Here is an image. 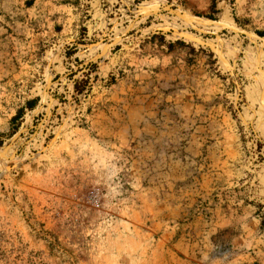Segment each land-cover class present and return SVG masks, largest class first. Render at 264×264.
Here are the masks:
<instances>
[{"label":"rangeland","instance_id":"rangeland-1","mask_svg":"<svg viewBox=\"0 0 264 264\" xmlns=\"http://www.w3.org/2000/svg\"><path fill=\"white\" fill-rule=\"evenodd\" d=\"M0 264H264V0H0Z\"/></svg>","mask_w":264,"mask_h":264},{"label":"trees","instance_id":"trees-1","mask_svg":"<svg viewBox=\"0 0 264 264\" xmlns=\"http://www.w3.org/2000/svg\"><path fill=\"white\" fill-rule=\"evenodd\" d=\"M77 90L80 92L82 90V88H78ZM35 103H36L35 99L28 100L26 102V107L29 109H32L35 106ZM21 113H22V109H19L17 114L12 117V123H14L21 116Z\"/></svg>","mask_w":264,"mask_h":264},{"label":"bare ground","instance_id":"bare-ground-1","mask_svg":"<svg viewBox=\"0 0 264 264\" xmlns=\"http://www.w3.org/2000/svg\"><path fill=\"white\" fill-rule=\"evenodd\" d=\"M180 16H181V14H180ZM182 16H183V15H182ZM182 16H181V17H182ZM184 16H185V18H187V19H188V16H186V15H184ZM184 16H183V17H184ZM191 18H192V17H191ZM189 19H190V18H189Z\"/></svg>","mask_w":264,"mask_h":264}]
</instances>
